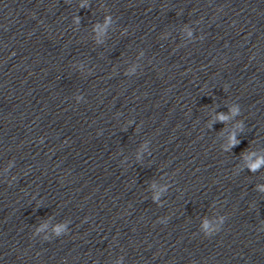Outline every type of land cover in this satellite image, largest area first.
Returning a JSON list of instances; mask_svg holds the SVG:
<instances>
[{
  "label": "clouds",
  "instance_id": "1",
  "mask_svg": "<svg viewBox=\"0 0 264 264\" xmlns=\"http://www.w3.org/2000/svg\"><path fill=\"white\" fill-rule=\"evenodd\" d=\"M221 119H223V117H221ZM235 143H237V142H236V141H233V146H234ZM260 163H264V159H262V160L260 161ZM252 170L255 171L256 168L254 167Z\"/></svg>",
  "mask_w": 264,
  "mask_h": 264
}]
</instances>
